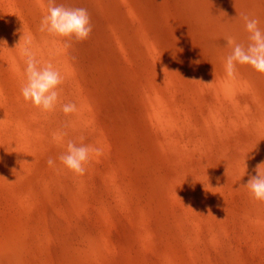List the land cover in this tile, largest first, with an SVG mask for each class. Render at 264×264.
I'll return each mask as SVG.
<instances>
[{
	"label": "rangeland",
	"instance_id": "374dc122",
	"mask_svg": "<svg viewBox=\"0 0 264 264\" xmlns=\"http://www.w3.org/2000/svg\"><path fill=\"white\" fill-rule=\"evenodd\" d=\"M56 3L88 10V40L40 32L48 0H0V264H264V202L243 187L264 74L224 67L264 0ZM22 36L76 113L25 102ZM70 140L104 151L83 176L58 159Z\"/></svg>",
	"mask_w": 264,
	"mask_h": 264
},
{
	"label": "clouds",
	"instance_id": "9594fccd",
	"mask_svg": "<svg viewBox=\"0 0 264 264\" xmlns=\"http://www.w3.org/2000/svg\"><path fill=\"white\" fill-rule=\"evenodd\" d=\"M244 28L248 33L247 43H238L235 38L228 37L226 43L231 47V53L225 58V72L230 78L237 73V65H248L256 72L264 74V30L260 28V21L256 17L241 14ZM40 32H47L54 37L64 38L65 47H70L72 41L83 42L90 38L93 31L91 17L86 8L71 7L57 4L56 0H48L47 14L40 22ZM20 48L24 58L25 80L20 92L25 102H30L34 107L43 112H54L59 105L60 110L67 116L78 111L73 102H60L61 85L64 77L51 62L41 63L33 51L31 37L24 38ZM20 41L17 45L20 44ZM16 45V46H17ZM83 141V137L80 138ZM104 154L101 147L85 143L68 141L66 151L59 157V161L74 175L83 176L87 166L92 162V156L100 157ZM49 167L55 165L52 158L47 160ZM246 166V164H245ZM264 163L256 166V175H250L245 187L251 197L259 202H264ZM246 172V171H245ZM245 175V174H244Z\"/></svg>",
	"mask_w": 264,
	"mask_h": 264
}]
</instances>
